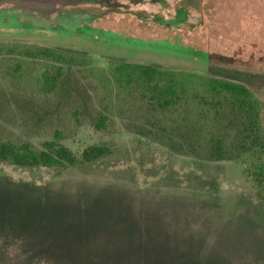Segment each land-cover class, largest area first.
I'll list each match as a JSON object with an SVG mask.
<instances>
[{"label":"rangeland","instance_id":"obj_1","mask_svg":"<svg viewBox=\"0 0 264 264\" xmlns=\"http://www.w3.org/2000/svg\"><path fill=\"white\" fill-rule=\"evenodd\" d=\"M234 3L77 0L46 20L0 23V42L83 51L99 67H107L112 56L206 74L221 68L257 76L252 88L261 106L263 146L239 159L213 161L173 150L156 133L149 135L146 112L137 102H129L104 132L67 116L72 102L61 104L63 116L59 112L44 122L40 114L38 121L41 111L18 99L26 87L0 75V136L18 137L38 149L43 142H58L77 159L74 165L38 168L0 163V177L63 198L66 217L76 224L71 232L81 227L96 232L80 235L111 253L102 264L118 263V255L130 264H255L264 242V10H253L258 21L251 24ZM77 14L85 20L77 22ZM90 146L106 151L84 162L82 153Z\"/></svg>","mask_w":264,"mask_h":264},{"label":"trees","instance_id":"obj_2","mask_svg":"<svg viewBox=\"0 0 264 264\" xmlns=\"http://www.w3.org/2000/svg\"><path fill=\"white\" fill-rule=\"evenodd\" d=\"M260 1L235 0L236 12L244 8L251 24L257 22L252 14L254 9L264 10ZM106 61L107 67H99L83 51L0 42V75L26 87L18 91V99H26L41 111L36 112L38 121L40 114L44 122L59 112L63 116L61 104L72 102L67 116L69 113L77 125L86 123L104 132L114 127V120L123 115L129 102H137L146 112L145 125L152 129L148 134L156 133L173 150L198 152L206 160L219 161L239 159L263 146L261 106L252 88L257 76L221 68L206 74L112 56ZM45 105L50 109L44 112ZM105 151L102 146H90L81 157L90 162ZM76 161L58 142H43L38 149L18 137L0 136V163L38 168L74 165ZM67 213L65 200L41 186L0 177V264L109 261L111 253L99 251L93 241L80 235L93 237L96 232L82 227L71 232L76 224L67 219ZM261 245L255 264H264V242ZM117 257L116 264H130L126 256Z\"/></svg>","mask_w":264,"mask_h":264},{"label":"flooded vegetation","instance_id":"obj_3","mask_svg":"<svg viewBox=\"0 0 264 264\" xmlns=\"http://www.w3.org/2000/svg\"><path fill=\"white\" fill-rule=\"evenodd\" d=\"M37 1V0H35ZM33 0H0V23L10 22L17 19L25 18H41L45 17V20L49 18L52 13H61L64 10V6L75 3L77 0H46L48 3H38ZM94 4L100 3L102 0H89ZM112 4L118 0H109ZM156 1V0H154ZM70 2V3H69ZM97 6V5H96ZM65 13V12H64ZM66 15V14H65ZM39 16V17H38ZM59 17V15H58ZM63 17V16H62ZM93 17H96L94 15ZM70 18V17H69ZM76 19L84 21L83 16L77 14Z\"/></svg>","mask_w":264,"mask_h":264}]
</instances>
